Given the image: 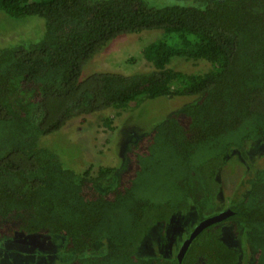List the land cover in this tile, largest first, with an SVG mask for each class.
<instances>
[{
    "label": "trees",
    "instance_id": "trees-1",
    "mask_svg": "<svg viewBox=\"0 0 264 264\" xmlns=\"http://www.w3.org/2000/svg\"><path fill=\"white\" fill-rule=\"evenodd\" d=\"M0 12L39 19L20 31L42 34L0 47V242L53 235L69 255L64 264H240L225 239L244 226L252 264H264V166L245 182L248 193L230 207L235 214L205 229L181 263L139 255L153 230L167 233L185 219L181 214L193 210L201 221L218 214L229 157L248 158L249 144H264V0L202 7L0 0ZM149 31L163 32L143 49L149 71L82 79L111 41ZM174 59L207 62L210 69L188 73L171 67ZM163 97L196 99L132 143L120 173L93 165L81 171L61 150L41 145L74 118L85 123L87 116L140 109ZM113 122L108 117L102 125L113 130ZM115 175L113 187L98 188Z\"/></svg>",
    "mask_w": 264,
    "mask_h": 264
},
{
    "label": "rangeland",
    "instance_id": "rangeland-1",
    "mask_svg": "<svg viewBox=\"0 0 264 264\" xmlns=\"http://www.w3.org/2000/svg\"><path fill=\"white\" fill-rule=\"evenodd\" d=\"M149 5L165 7L171 5H197L204 6L213 0H145ZM39 19L25 20L7 19L0 12V47L16 44L30 39L37 41L42 34L33 31H20L21 26H38ZM38 34V36L36 35ZM163 36L162 31H149L137 35H126L111 41L107 47L91 60L83 71L82 79L95 72H114L124 75H133L149 71L151 65L143 58V49ZM171 67L188 73H205L210 69L207 62L190 63L181 59H174ZM196 99V97H195ZM193 97L158 98L150 100L144 107L138 109H109L103 113L87 116V121L82 123V118L71 120L60 132L44 138L41 145L61 150L63 158L68 159L71 167L81 171L93 165L115 168L122 172L127 162V153L136 140L147 134L160 121L170 114L183 109L194 102ZM113 119V130L102 125L105 118ZM248 158L234 152L220 173L222 183V207L216 213L223 212L231 206L240 203L248 193L245 183L253 177L257 170L264 166V144H249ZM61 160V159H60ZM62 161V160H61ZM62 163L67 167L63 161ZM72 168V169H73ZM75 170V169H74ZM116 175L98 184L101 191L113 187ZM180 219L173 224L167 233L164 228L157 227L139 249L142 258H176L179 249L190 232L201 221L193 210L183 213ZM175 219V218H174ZM166 234V235H164ZM54 236H17L13 240L0 242V264H64L69 259L65 253L64 242ZM226 243L234 247L241 255L240 264L253 263V250L248 241L247 230L242 226L241 234H232L226 237ZM91 255H96L95 252ZM98 255V254H97Z\"/></svg>",
    "mask_w": 264,
    "mask_h": 264
},
{
    "label": "water",
    "instance_id": "water-1",
    "mask_svg": "<svg viewBox=\"0 0 264 264\" xmlns=\"http://www.w3.org/2000/svg\"><path fill=\"white\" fill-rule=\"evenodd\" d=\"M235 213L229 208L223 212H220L216 215L210 216L198 223L191 231L188 238L182 243L180 250L177 254L179 263H181L193 241L207 228L222 223L228 218L232 217Z\"/></svg>",
    "mask_w": 264,
    "mask_h": 264
},
{
    "label": "flooded vegetation",
    "instance_id": "flooded-vegetation-1",
    "mask_svg": "<svg viewBox=\"0 0 264 264\" xmlns=\"http://www.w3.org/2000/svg\"><path fill=\"white\" fill-rule=\"evenodd\" d=\"M190 233H191V232H190ZM189 235H190V234H189ZM185 240H186V239H185ZM185 240H184V241H185ZM179 250H180V249H179ZM176 257H177V256H176Z\"/></svg>",
    "mask_w": 264,
    "mask_h": 264
}]
</instances>
